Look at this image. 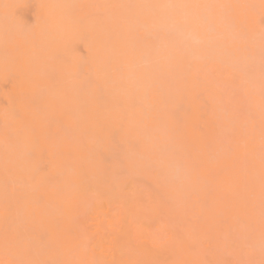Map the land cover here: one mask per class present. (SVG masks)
I'll return each mask as SVG.
<instances>
[{
  "label": "bare ground",
  "instance_id": "6f19581e",
  "mask_svg": "<svg viewBox=\"0 0 264 264\" xmlns=\"http://www.w3.org/2000/svg\"><path fill=\"white\" fill-rule=\"evenodd\" d=\"M168 3L174 6H166ZM206 8L211 9L214 22L209 21ZM192 11L195 16L202 11L201 16L209 18L208 26L214 23L226 27L224 32L230 25L233 33H229L236 41L222 38L223 45L215 41V48L230 41L231 46L220 47L219 51L227 47L225 52L234 50L238 55L244 46L248 56V45L255 50L257 44L253 41L264 37V0H0V264H74L70 255L83 240L73 220L84 208H89V214L83 235L89 240V257L95 259L89 264H206L209 257L204 258L206 251L203 253L200 246L235 229L238 220L247 226L257 220L250 205L259 198L246 183L250 184L257 172L264 180V160L259 157L264 146V102L252 94L247 77L236 79L240 71L235 69L239 74L231 76L235 66L229 64L231 69L224 65L226 59L216 56L219 59L209 63L207 60L215 55L204 53L183 59L188 55L182 52L178 57V51L168 46L164 50L172 51L162 49L160 58H169L173 52L176 57L157 66L154 62L159 56L148 53L153 47L146 46L162 33L158 31L142 43L143 32H135L138 27L152 24L158 25L153 30L166 23L169 27L172 21L174 27L190 25L184 26V30L188 28L183 32L185 38L207 36L200 33L202 26H207L201 25L203 17L199 16L198 21L194 17L184 20ZM220 15L227 22L220 21ZM192 21L200 22L201 28L197 30ZM134 37L142 40L134 41ZM241 55L237 58L241 59ZM203 59H207L206 65ZM170 63L173 68L185 64L190 73L185 71L184 76L176 71L173 74L177 75L168 80ZM212 63L219 71L224 65L221 74L227 81L232 77L229 82L241 80L242 86H238L247 100L234 99V104L231 99L221 106V91L203 74ZM80 68L89 76L82 78ZM225 70H232L230 77ZM180 74L184 79L174 83L173 91L178 89L179 94L176 100H169V105L167 82H174L173 77L180 78ZM87 77L93 81L88 80L87 84L93 83L86 86L88 89L82 86ZM250 94L253 96L248 97ZM248 99L254 104L250 102L251 109H242L237 101L247 104ZM180 104L183 111L178 114L179 125L168 107ZM246 110L252 113L247 115ZM228 115L233 118L226 119ZM142 117L145 129L137 126ZM160 119L166 123L168 128H163L169 137L174 130L183 141L190 157L184 162L189 172L212 181L211 193L201 187L204 183L195 184V177L182 186V194L186 190L195 192H188V199L180 197V187L165 183L167 161L158 159L153 143L159 139L153 141L161 132L157 127ZM116 151L121 154L119 159ZM103 153L110 154L111 157L105 155L109 157L107 161H114L106 164ZM152 153L153 157H146L150 161L143 158ZM117 159L130 176L138 173L142 177L121 185L116 179L122 166L118 168L121 161ZM147 162L150 170L146 171ZM141 178L151 184L135 183ZM147 185L154 190L149 186L147 191ZM112 207L115 212L109 214ZM171 207L178 215L175 218L167 213L168 220L166 212ZM132 217L147 219V224L140 221L144 229H150L149 224L157 217V221H170L172 228L167 222L169 227L162 224L167 237L165 247L155 250L148 242L133 247L129 229ZM177 219L179 222L174 221ZM182 223L185 229L180 226L178 230H184L183 234L175 229Z\"/></svg>",
  "mask_w": 264,
  "mask_h": 264
},
{
  "label": "rangeland",
  "instance_id": "374dc122",
  "mask_svg": "<svg viewBox=\"0 0 264 264\" xmlns=\"http://www.w3.org/2000/svg\"><path fill=\"white\" fill-rule=\"evenodd\" d=\"M210 4H211V2H210ZM209 4V5H210ZM168 5H170V3H168ZM208 5V7H210ZM93 6L95 7L96 6V4L94 3V1H92V5H91V8L92 9H94L93 8ZM203 9V8H202ZM207 10L209 9V8H206ZM206 10V11H207ZM206 11H204V12H206ZM211 11V9H209L208 10V12H210ZM208 12L206 13V14H208ZM190 13H192L191 15H188V16H186L185 18H184V20L186 19V20H189L190 19V17H191V19H192V17H194V19L195 20H197L198 21V19H201V18H199V16L200 17H203V19H201V22L203 21L204 23L202 24L201 23V25H206L207 24V22H206V20L207 19H209L210 18V22L211 21H213V19H211V15L210 14H212V12H210L208 15H210V17L209 18H205V16H201L203 13H202V11H200V13H201V15H199V16H197L198 14H199V12H197V15L195 16L194 14H193V11L192 12H190ZM183 14H184V12L182 13V16H183ZM225 15H226V13H224ZM204 15V14H203ZM223 15V14H222ZM222 15H220V21H222V20H224L225 22H227V19L226 18H224ZM169 18V17H168ZM205 19V20H204ZM169 20V19H168ZM182 20V19H181ZM175 21V20H174ZM194 22V21H192V23L194 22L195 23V25H196V27H197V30L199 29V28H201V26H200V22ZM224 21H223V23H224ZM168 22V21H167ZM171 22V23H170ZM214 22V21H213ZM168 23H170V25H172V26H170L169 25V27L167 26V23L165 24V25H163L161 28H157V29H154L153 30V28L156 26H158V25H155V24H152L150 27H148V28H145V27H138V28H136V30H135V32H137V29L139 30V31H142L143 32V34H144V36H146V37H144L143 36V42L142 43H144L145 42V40H144V38L146 39V38H149L150 37V35L152 36L153 34H155V33H159L160 32V34H158V35H160V36H155V37H157V38H154V41L152 42V43H150L151 41H152V39L149 41L148 40V42L150 43V44H147V46H146V48H148V47H150V46H152L153 47V49H152V51H150L151 49H149V52L148 53H150L151 52V54H156V55H158L159 57H157V59H156V61L154 62L155 63V65H157V66H161L162 64H164L165 62H166V60L167 61H169L170 59V57L172 56H175L176 54H174V52H173V54L172 53H170V54H172V55H170L169 56V58H165L164 60L163 59H161L160 58V54L161 53H164L163 51H162V49L164 50L165 49V47H168V46H172V48L171 49H173V50H177L178 51V54L179 53H182V52H184V54H186V55H188L187 57L184 55V54H182V56H183V59H189V56H194V55H196V56H194V57H198L199 56V54H201V53H204L206 56H213V55H215L212 59H209V60H207V61H209V63H210V61L211 60H217V58H216V56H219V58L221 59V60H224V59H226V60H224V62H225V64L224 65H227V66H229V64H234L233 66H235L234 68H233V66L232 65H230L229 67L232 69V70H234L233 72H232V74H231V76H234V74L235 73H238L239 74V72L238 71H240V73H242L244 76H240V75H242V74H240L239 75V78H236L237 76V74L235 75L236 77V79H240V77L242 78V77H244L243 79H245V77H247L248 79V81H249V83L251 84V86H249L250 87V89L252 90V94L254 95V94H257V95H259V96H257V95H255L254 96V99H253V101L255 102V97L257 96L258 98H259V100L262 102H264V74H262V68H261V64H262V49H264V48H262V47H264V37L263 36H260L259 37V39H257L258 40V42L260 41V40H262V41H260L261 43H258V42H256L257 40H255V41H253V42H255L256 44H254V46L256 45V49L254 50V47L252 48V43H251V45L252 46H249L248 45V42H247V44H243V45H245V47H246V45H248V48L250 49H253V51H251V49L249 50L248 49V51L250 52V53H248V56H247V54H245L246 52V50L244 49V46H243V48H242V50H244V51H242L241 52V50H238V52H241V53H238V55L237 54H235V52H233L234 50H230L231 52H227L228 50V48L227 47H225V48H223V49H221V51H219L220 49V47H224L225 45L226 46H231V44H230V41H236V38L234 39V34L233 35H230V33L232 32L233 33V31H232V29H231V27L229 28V26L230 25H228L227 26V29H226V31L224 32V31H222V30H224V28H226V27H224V28H220L219 26H215V25H213L212 23H210L209 24V26H208V24H207V26H205V27H203L202 26V28H203V31H201L200 33H204L205 35H207V36H205V37H203L201 34V37L198 39V37L196 38V40L198 41V42H196V43H194L193 42V40H192V37H194V36H191V38L189 39V38H185L186 37V34H184V36H183V32H185V30L186 29H188V28H186L185 30H184V28L186 27V26H188L189 24L187 23V21H185V23H187L188 25H184L183 27H182V25L181 26H179V24L178 23H183V22H178L176 25H177V27L175 26L174 27V25H173V23H172V21H169ZM176 23V22H175ZM211 24L213 25L212 27H211ZM220 24V23H219ZM227 25V24H226ZM190 26V25H189ZM188 26V27H189ZM221 26H223L222 24H221ZM225 26V25H224ZM214 27H216V29L219 27V30L217 29V30H215L214 29ZM194 28V27H193ZM206 28V29H205ZM192 29V28H191ZM193 30V29H192ZM191 30V31H192ZM195 30V29H194ZM193 30V31H194ZM159 31V32H158ZM189 31V30H188ZM221 32V33H220ZM227 32H228V34H227ZM230 32V33H229ZM188 33H190V32H188ZM187 33V34H188ZM198 33V32H197ZM192 34V33H191ZM190 34V35H191ZM196 33H194V35H195ZM189 35V36H190ZM149 36V37H148ZM231 36V37H230ZM234 36V37H233ZM231 39L229 42H226V41H224V46H219V48L217 47V48H215L216 47V45L214 46V44L213 43H215V41H218V42H216L217 43V45H218V43L220 44V42L222 43V41L223 40H221V39ZM142 40V38H136V37H134V41H137V42H139V41H141ZM228 41V40H227ZM170 43V44H169ZM154 44V45H153ZM263 44V46H261V45ZM222 45H223V43H222ZM232 45H234V42H233V44ZM261 46V48H259V46ZM143 46H144V44H143ZM258 46V47H257ZM170 47H168V48H170ZM215 49H214V48ZM179 48H182L183 50H181V49H179ZM171 49H168V51L167 50H164V51H167V53L171 50ZM179 49V50H178ZM217 49H219V50H217ZM227 50L226 52H225V50ZM247 49V48H246ZM146 51H148L147 49H145ZM215 50H217V51H215ZM162 51V52H161ZM172 51V50H171ZM170 51V52H171ZM177 51H175V52H177ZM181 51V52H180ZM224 53H223V52ZM247 51V52H248ZM245 52V53H244ZM253 52V53H252ZM160 53V54H159ZM223 53V54H222ZM242 53H244V54H242ZM239 54L241 55H244V56H246V57H241V59H239V58H237L238 56H239ZM235 55H237L236 57H235ZM152 56V55H151ZM149 57V60L150 61H153V58L152 57ZM182 56H181V58H182ZM201 56H204V55H201ZM200 56V57H201ZM206 56L205 57H203V58H206ZM234 56V57H233ZM161 57L163 58L164 57V55L162 56L161 55ZM167 57V56H166ZM176 57V56H175ZM174 57V58H175ZM178 57H180V54H179V56ZM186 57V58H185ZM158 58H159V60H158ZM218 58V59H219ZM234 58H237L236 60L234 59ZM173 60V59H172ZM198 60H201V59H198ZM205 59H203V63H205V65H206V61ZM213 60V61H214ZM228 60V64H227V61ZM220 61V60H219ZM219 61H217V62H219ZM170 62H171V60H170ZM208 63V64H209ZM220 63V62H219ZM219 63H217V65L219 64ZM223 63V62H222ZM221 63V64H222ZM143 65H146V63H144ZM169 65V72H171V74H170V76H169V79L168 80H170V79H172V76L175 74H173V72H178V75H179V73H183V75L185 76V71H187V69L188 68H186V66H185V64L183 65H177L178 67H174L173 68V65H172V63H170V64H168ZM224 65H222V66H224ZM184 66H185V68H184ZM215 66H216V64L214 65V63H212L211 64V66L209 67V65H208V67L209 68H207V66H206V68L207 69H205L204 68V70H203V74L205 75V77H207V79H210V80H212L211 82H213L214 84L213 85H215V88L217 87L221 92H222V94H221V92L220 91H218V92H220L218 95H221V97L219 96V99L220 100H223V102H224V104H221V106H224V105H227L226 103L228 102L227 100H230L231 101V99L232 100H234V99H241V100H247L246 99V96L244 95V93L242 92V88H240L238 85H241L242 86V84H241V80H239L238 81V83H240V84H238L237 83V80L235 79H233L234 81H232V82H235V83H233V84H231L232 82H229V81H231L232 80V78L229 80V81H227V79H225L224 78V76L222 75L223 74V69H222V66H220L221 68V71H219V70H217L216 68H215ZM218 66V67H219ZM227 66H226V68H227ZM232 66V67H231ZM217 67V66H216ZM228 67V68H229ZM225 68V67H224ZM227 68V69H228ZM235 69H237L238 71H235ZM79 70H81V72H82V70H83V68H80ZM231 70V71H232ZM190 70H188L187 71V74H188V72H189ZM230 71V72H231ZM80 72V71H79ZM81 72L79 73V75L81 74ZM84 72V71H83ZM83 72H82V78H83V75L85 74V72H84V74H83ZM225 72V74L226 75H228L230 72L228 71L227 72V70H225L224 71ZM228 74H227V73ZM190 73V72H189ZM222 73V74H221ZM175 75H177V73L175 74ZM182 75V76H183ZM220 77H219V76ZM225 75V77H227ZM85 76H89V75H84V78H85ZM180 76H181V74H180ZM181 76V77H182ZM184 76H183V78L181 79V77L180 78H178V76H176V77H173V79L175 80L174 82L172 81L171 83L168 81L167 83L169 84L170 83V85H168L167 84V86H169V89H168V91H167V95L168 96H166L167 97V99H166V102L168 103L169 102V105H170V101L169 100H176V98H175V95H177V94H179V93H176V92H179L180 90H175L176 92H173L174 91V89H176V87L174 88V86H175V84L174 83H176L178 80H183L184 79ZM80 77V76H79ZM91 77V76H90ZM228 77H230V74H229V76ZM227 77V78H228ZM89 77H87L86 79H85V84H84V80H82L83 82H82V86L83 87H86V86H88V85H90L91 86V83L93 82L92 80H90V78L88 79ZM92 79V78H91ZM88 80H89V82L90 81H92L91 83H89V84H87L88 83ZM251 81V82H250ZM243 84H245V83H243ZM249 84V85H250ZM92 85H93V83H92ZM246 86V88H247V86L248 85H244V87ZM82 87V88H83ZM87 88V87H86ZM216 88V89H217ZM88 89V88H87ZM248 89V88H247ZM244 90H246V89H244ZM247 91H249V89L247 90ZM84 92H85V90H84ZM90 92V91H89ZM92 92V91H91ZM246 92V91H245ZM163 95L165 94L164 92L162 93ZM169 94H171L170 96H169ZM245 94H247V93H245ZM249 94V93H248ZM247 94V95H248ZM166 95V94H165ZM165 95H164V98H166L165 97ZM253 95H249L248 97H250V96H253ZM173 98H172V97ZM169 97H170V99H169ZM261 97V98H260ZM251 98H253V97H251ZM204 99V98H203ZM168 100V101H167ZM219 100V101H220ZM173 101L171 102V104L173 103ZM204 101H205V99H204ZM240 100H238L237 102H238V104H239V106H241L242 107V109H243V107L244 108H248L249 106H250V102H252L253 104H254V102L252 101V99L250 100V99H248V102H247V104H249V105H247V104H243V103H240L239 102ZM133 102H134V105H136L137 104V102L135 101V98H133ZM165 102V103H166ZM243 102H245V101H243ZM205 103V102H204ZM220 103L221 102H219V105H220ZM232 103V102H231ZM230 103V104H231ZM234 104L236 103L235 102V100H234V102H233ZM167 105V104H166ZM180 106V107H179ZM182 106V107H181ZM221 106H220V109L221 110H219L220 112H223V108H221ZM231 106H233V104L231 105ZM231 106H229L228 108H230ZM168 107V106H167ZM167 107H166V109H167ZM176 108H169L168 107V110H170V113L169 114H171V112H172V114L174 113V115H172L171 117H173L172 119L173 120H175L179 125H180V123H181V120H179L178 121V119H180V115H178V114H180V113H182V111H183V105L182 104H180V105H178V106H175ZM178 107V108H177ZM206 107V106H205ZM226 107V106H225ZM240 107V108H241ZM251 107L252 106H250L249 108L251 109ZM248 108V109H249ZM181 109V111H179V110ZM247 109V110H248ZM167 110V111H168ZM171 110H173V111H171ZM225 110H226V108H225ZM246 110V111H247ZM236 111V110H235ZM234 111V112H235ZM239 111V110H238ZM242 111H245V110H241V112ZM175 112H176V114H175ZM240 112V111H239ZM244 113H247V115H250V113H252L251 111L249 112V111H247V112H244ZM220 114V113H219ZM223 115L222 116H224V114H225V111H224V113H222ZM232 114H233V112H232ZM253 114H255V113H253ZM229 115H230V113H229ZM229 115L226 117V119L229 117ZM239 116H240V114H238ZM247 115H245L244 114V116H247ZM222 116H220L221 118H222V120H223V118L225 117H222ZM252 116V115H251ZM251 116H249V117H251ZM144 117V116H143ZM142 117V118H143ZM179 117V118H178ZM231 118H233V116H230ZM228 118V119H230L231 120V118ZM241 117H243V115L241 116ZM220 118V119H221ZM246 118L247 117H244V120H246ZM253 117H251L250 119H252ZM250 119H247V120H250ZM141 120V119H140ZM162 119H160V121H158V123H159V125H157V127H159L160 128V135L159 136H157V137H155V138H153V141L155 140V139H158V140H155L153 143H154V145H155V149L157 150V154H158V159L159 160H165V161H167V166L165 167V170H164V179H165V183H169V184H174V185H177L178 187H180V190L178 191L177 190V192L179 193V194H181L180 195V197L182 198V195L184 196H186L187 195V193L189 192V194L191 195L192 193L194 194L195 192L194 191H184V194H182V186H183V184L185 183V182H188L189 180H191L193 177H195V184H197V185H199L200 183H204V185H201V187H205L204 188V190L207 192V193H211L212 192V181H206V180H204L203 178H201L200 176H198L197 174H196V172H193L192 170H191V172H189L190 170L185 166V164H184V162H188L189 161V159H190V157H189V154H188V152L186 151V149H185V147H184V143H183V141L181 140V139H179L178 137H176L178 134H176L175 135V133H176V131H174V130H172L171 132H172V134L173 135H171V133H170V137H169V135H168V133H166L164 130H165V128H163V125H164V127H167V125H166V123L164 122V123H162V121H161ZM225 120V119H224ZM229 120V121H230ZM246 120V121H247ZM145 119L143 118V120H141V121H139L138 120V124H137V126H138V128H146V126L144 127V125H145ZM147 121V120H146ZM241 121V123H243V121L242 120H240ZM143 122V123H142ZM231 124V123H230ZM146 125H148V124H146ZM161 128H163V129H161ZM168 128V127H167ZM140 130V129H139ZM143 130V129H142ZM167 130V129H166ZM168 131V130H167ZM157 132V131H156ZM220 133H222V132H220ZM229 134L227 131L225 132V134ZM147 134V133H146ZM159 134V133H158ZM166 134V135H165ZM145 135V134H144ZM219 136H220V134H219ZM223 136H224V133H223ZM148 137H150L149 135H148ZM172 137V138H171ZM174 137V138H173ZM230 137V136H229ZM228 137V138H229ZM171 138V139H170ZM220 138H221V136H220ZM222 138H224V137H222ZM221 138V139H222ZM220 139V140H221ZM227 139V138H226ZM226 139H224V140H226ZM224 140H222V141H224ZM151 141H152V139H151ZM149 142V141H148ZM152 143V144H153ZM261 150L263 151V154H261L259 157L261 158V159H263L264 160V146L261 148ZM110 151V150H109ZM111 153V152H110ZM115 153V152H114ZM113 152H112V154L113 155H111V156H114L115 154H116V158H118L119 156H121V154L119 155V153L116 151V153L114 154ZM102 155H107V154H105V153H103ZM211 155V154H210ZM104 156H102V158H104ZM107 156H110V154L109 155H107ZM107 156H105V162H106V164L108 163H110L111 161L113 162L114 161V159H110V160H108L107 161V159L109 158H107ZM110 156V157H111ZM154 156V154L152 153V155H145V157H143L145 160H149L150 161V159H148V158H146V157H153ZM114 157V158H115ZM119 159V158H118ZM116 160V161H123V157L122 158H120L121 160ZM110 161V162H109ZM120 162L119 164H118V168H120V169H118V177L116 178V179H118V180H120V182H121V185L124 183V182H127L128 180H130L131 178H137V176H138V178H139V175L140 174H138V173H135V175L137 174V176H132V174H131V176H130V174H129V170L126 168V167H124L125 165H124V163L123 162ZM104 162V163H105ZM122 163V164H121ZM120 165H122V166H120ZM146 165V164H145ZM147 167L145 168V170L147 171V170H150V168H149V164H148V162H147ZM120 166V167H119ZM124 169V170H123ZM126 170H127V172H126ZM259 176H261L258 172L253 176V180H252V182L249 184V183H246V186H247V188H249V186H251V187H253V189L255 190L254 192H253V194H256L257 196H258V198H259V200H256V201H254L253 203H251V207L253 208V212H254V214L256 215V217H257V220L253 223V224H251L250 226H247L243 221H241V220H238L239 222H238V224H237V227L235 228V229H233L232 231H230L229 233H223V234H219L218 236H220V238L218 239V240H215L214 242L212 241V242H209V243H207V244H205V247H202V246H200V248H202V250H204L203 251V253L206 251V254L204 253V258L206 259V258H208V259H206V264H261V261L262 260H264V254H262V252H261V247H260V241H261V234H262V232H264V180H262L261 179V177H259ZM140 177H142L141 175H140ZM135 178V179H136ZM137 178V179H138ZM134 179V180H135ZM200 181V182H199ZM143 183V184H141V183ZM145 182H147V180H144V178H141V179H139V180H137V181H135V183H140L141 184V186H143V185H146V184H151V183H145ZM145 183V184H144ZM136 185H138V184H136ZM149 186L150 185H147V186H145V187H148V188H146L147 189V191L151 188V190H154V187H151L150 186V188H149ZM183 187H185V186H183ZM141 189H143L142 187H140ZM153 188V189H152ZM146 189H144V190H146ZM122 192L124 191V188H121L120 189ZM150 190V191H151ZM157 191H156V195H157ZM190 195H188V196H186L187 197V199H188V197L190 196ZM186 197H185V199H186ZM183 199V198H182ZM164 201H166V200H164ZM168 201V200H167ZM166 201V202H167ZM166 202H164V204H169V203H166ZM172 205H174L173 203L171 204L170 203V206H172ZM179 205V204H178ZM166 206H168V207H170L169 205H166ZM173 207V206H172ZM170 208L169 209V211L168 212H166V216L170 213V217H172V215H174L173 217H175L176 218V216H175V214H177V210L176 211H174L173 212V208H175V207H173V208ZM177 208V207H176ZM180 208H182V206L180 207ZM179 208V209H180ZM143 209H145L144 207H143ZM142 209V210H143ZM183 210V209H182ZM144 212H145V210H143ZM112 212H115V210H114V208L112 207L111 208V210L109 211V214H111ZM173 212V213H172ZM178 212H180V210H178ZM165 213V212H164ZM164 213H162L161 212V214L162 215H164L165 216V214ZM168 213V214H167ZM88 214H89V208H84L83 210H81V211H79L78 212V214H77V216L74 218V223H75V228H76V230H77V232H78V235L80 236V239L81 240H83V244L81 245V246H79L78 247V249L75 251V252H73L71 255H70V259L74 262V264H89L90 262H95V259H92L91 257H89L90 255H89V253H90V248H89V240H85V235H83V233H86V226H85V221H86V219H87V216H88ZM178 215V214H177ZM157 216V215H156ZM156 216H155V218H156ZM159 216H161L160 214L158 215V217ZM158 217H157V219H158ZM168 217V218H167ZM166 218L169 220V216H167ZM180 217H181V215H180ZM138 218H134V217H132V223L130 224V226H129V229H130V234H131V245L133 246V247H136V246H138L139 244H142L143 242H148L149 244H151L152 246H154V249L155 250H159V249H163L164 247H165V244H166V233L164 232V228L167 226V227H169L168 225H167V223L163 220V218L161 219V218H159L160 220L159 221H157V219H156V221H153L152 223H150L149 224V226H150V229H148L147 227L144 229L143 228V225L141 224V222H143V223H145V224H147V219H140V221L139 220H137ZM172 219V218H171ZM161 220H163L164 222H162ZM150 221H151V219H150ZM162 223H161V222ZM175 222L176 221H178V219L177 220H174ZM173 222V221H172ZM179 222V221H178ZM183 222H186L184 219H183ZM163 223H166V225H165V227L163 228L162 227V224ZM188 223H190V221L188 222ZM170 226H171V228L174 226V225H171V223H170V221H169V223H168ZM172 224H175V223H172ZM140 225H141V227H140ZM184 225V223H182V225H177L176 224V226H175V229L177 228V232L179 231L181 234H183L182 232L184 231V230H178V227H180V228H184L185 229V227H182ZM186 226V225H185ZM171 228H166V229H168V230H175V229H171ZM164 229V230H163ZM175 232V231H174ZM181 234H179V236H182L183 237V235H181ZM201 250V251H202ZM75 253H79V254H82V256H79V257H77V256H75ZM206 255V256H205ZM49 264V263H48ZM50 264H52V263H50Z\"/></svg>",
  "mask_w": 264,
  "mask_h": 264
},
{
  "label": "snow or ice",
  "instance_id": "6c2138e0",
  "mask_svg": "<svg viewBox=\"0 0 264 264\" xmlns=\"http://www.w3.org/2000/svg\"><path fill=\"white\" fill-rule=\"evenodd\" d=\"M168 7H172L174 5H166ZM183 6V5H180ZM262 64H261V68H262V74H264V49H262ZM260 247H261V252L262 254H264V232H262L261 234V241H260ZM261 264H264V260L261 261Z\"/></svg>",
  "mask_w": 264,
  "mask_h": 264
},
{
  "label": "clouds",
  "instance_id": "9594fccd",
  "mask_svg": "<svg viewBox=\"0 0 264 264\" xmlns=\"http://www.w3.org/2000/svg\"><path fill=\"white\" fill-rule=\"evenodd\" d=\"M194 43L198 42L195 37H192Z\"/></svg>",
  "mask_w": 264,
  "mask_h": 264
}]
</instances>
